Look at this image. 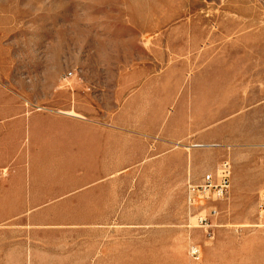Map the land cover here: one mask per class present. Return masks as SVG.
<instances>
[{
  "label": "rangeland",
  "instance_id": "rangeland-1",
  "mask_svg": "<svg viewBox=\"0 0 264 264\" xmlns=\"http://www.w3.org/2000/svg\"><path fill=\"white\" fill-rule=\"evenodd\" d=\"M0 107L25 152L58 121L150 150L90 185L39 162L42 199L0 194V264H264V0H0ZM226 160L228 194L190 207Z\"/></svg>",
  "mask_w": 264,
  "mask_h": 264
},
{
  "label": "crops",
  "instance_id": "crops-1",
  "mask_svg": "<svg viewBox=\"0 0 264 264\" xmlns=\"http://www.w3.org/2000/svg\"><path fill=\"white\" fill-rule=\"evenodd\" d=\"M8 110L9 107H0V123L2 122L0 124V172L6 171L8 173L9 169L12 168L16 170V173L11 174L9 177L7 174L5 176L0 174V194L3 192L9 193L10 198L15 196L13 199L15 198L18 201V208L23 211L26 209L25 201L42 199L36 189L39 184L36 168L41 161H56L58 169L66 170L63 175L72 178L80 176L75 170L82 168L84 172L81 175L83 178H87V181H84V183L90 185L102 182L98 180L91 181L89 179L91 177L90 169L92 162L98 163V165L94 166L98 169L113 168L124 170L135 167L139 162H143L148 153H150L149 146L146 144L145 138L148 136L146 134L114 132L113 135L116 137L113 140L114 145L112 146L114 150L109 155L106 140V136H108L107 132L94 130L92 134V130L90 129L75 128L74 123L62 124L59 121L56 128L52 131L51 137L43 135L45 139H38L37 145L28 152H25L23 146L27 127L26 114L19 115L18 120H14V124L12 125L9 122L8 117H10V112ZM63 113L66 112H61V114ZM80 118L82 119V116ZM156 135L149 134V136ZM165 135L162 136V145H159L156 149V153L163 154L162 157L159 156L157 164L162 163L163 166V163L168 161L167 156L164 155L166 151L165 147L167 146L166 142L169 141V137L167 138ZM39 136L37 135V137ZM39 144L42 145V149H39ZM48 147L50 150L45 149ZM27 162H29L30 167L29 188L26 178L23 176ZM73 184L74 182H72ZM57 198V196H47L43 199L55 200ZM20 202L22 203L21 205H19ZM26 214L19 212L14 215L24 216Z\"/></svg>",
  "mask_w": 264,
  "mask_h": 264
},
{
  "label": "built area",
  "instance_id": "built-area-1",
  "mask_svg": "<svg viewBox=\"0 0 264 264\" xmlns=\"http://www.w3.org/2000/svg\"><path fill=\"white\" fill-rule=\"evenodd\" d=\"M232 171L231 162L226 160L219 166L216 177L212 174L207 175L202 186L190 187L188 198L189 206H195L198 200L210 198V195H214V197L218 199H223L228 194L231 187ZM6 174V171L2 172V175L5 176ZM212 214L216 215L217 211L212 210ZM200 223L203 225L207 223V220L205 218L200 219ZM192 256L195 260H199L198 251H193Z\"/></svg>",
  "mask_w": 264,
  "mask_h": 264
},
{
  "label": "bare ground",
  "instance_id": "bare-ground-1",
  "mask_svg": "<svg viewBox=\"0 0 264 264\" xmlns=\"http://www.w3.org/2000/svg\"><path fill=\"white\" fill-rule=\"evenodd\" d=\"M63 114H65L67 116H71V117H77V118L81 117L80 115H77L76 113H63Z\"/></svg>",
  "mask_w": 264,
  "mask_h": 264
}]
</instances>
